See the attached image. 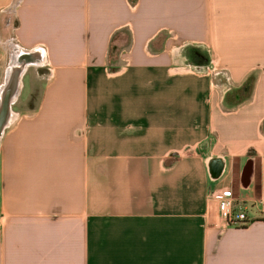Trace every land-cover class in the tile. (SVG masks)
Returning a JSON list of instances; mask_svg holds the SVG:
<instances>
[{
    "label": "crops",
    "instance_id": "crops-1",
    "mask_svg": "<svg viewBox=\"0 0 264 264\" xmlns=\"http://www.w3.org/2000/svg\"><path fill=\"white\" fill-rule=\"evenodd\" d=\"M9 49L41 89L0 141V264H264V0H0Z\"/></svg>",
    "mask_w": 264,
    "mask_h": 264
},
{
    "label": "built area",
    "instance_id": "built-area-1",
    "mask_svg": "<svg viewBox=\"0 0 264 264\" xmlns=\"http://www.w3.org/2000/svg\"><path fill=\"white\" fill-rule=\"evenodd\" d=\"M209 197L218 202L220 215L228 226L243 227L251 222L246 207L238 206L237 198L231 188H215L209 193Z\"/></svg>",
    "mask_w": 264,
    "mask_h": 264
},
{
    "label": "rangeland",
    "instance_id": "rangeland-1",
    "mask_svg": "<svg viewBox=\"0 0 264 264\" xmlns=\"http://www.w3.org/2000/svg\"><path fill=\"white\" fill-rule=\"evenodd\" d=\"M9 23L12 26L14 25V17L13 16H12V18H11V20H10ZM126 36H127V34L124 35V37H126ZM13 57H15L17 61H18V59H20V61H21L22 64L23 63L24 64H28V67L25 69V75L22 77L23 83H22V87H21L20 93L17 96V99L12 103V110L14 112H17V109L19 108V105H18V101L19 100H18V98H20L21 101L28 98V94H29V91H30V82H31L30 79H31V75L33 76V79H35V82H34L35 83V89L32 90L33 91V94L32 95H33L34 99H35V96H37L39 94V91L41 89L39 87V83H40V80H41V76H39V77L37 76L36 77V75L32 72L34 69H40V68L34 67L33 66L34 64H31L32 62L34 63L32 57H30L29 55L23 54V53H19L15 49H9L6 52H4V62H3V64H5L6 68L9 67V65H10ZM29 67H34V69L31 68L30 71H28ZM2 70H4V74H3L4 77L2 78V82H4L5 77L7 75V69L5 70L4 67L1 68L0 76L2 74ZM31 73H33V74H31ZM37 78L40 79V80H38ZM43 78L45 79L46 77H43Z\"/></svg>",
    "mask_w": 264,
    "mask_h": 264
},
{
    "label": "water",
    "instance_id": "water-1",
    "mask_svg": "<svg viewBox=\"0 0 264 264\" xmlns=\"http://www.w3.org/2000/svg\"><path fill=\"white\" fill-rule=\"evenodd\" d=\"M20 73V70H18V72L12 74L13 78H12V84L11 81L9 83V85H7V89L4 93V96L2 97V100L0 102V141L1 138L5 132V130L8 128V126L10 125V118L11 117V109H12V103L14 102V100H12V94L15 91V80H17L18 75ZM24 73V72H23ZM23 76V74H22ZM21 76V77H22ZM11 84V86H10ZM13 85V86H12ZM252 160H249L242 172V176H241V182H242V186L243 187H248L251 181V177H252Z\"/></svg>",
    "mask_w": 264,
    "mask_h": 264
},
{
    "label": "bare ground",
    "instance_id": "bare-ground-1",
    "mask_svg": "<svg viewBox=\"0 0 264 264\" xmlns=\"http://www.w3.org/2000/svg\"><path fill=\"white\" fill-rule=\"evenodd\" d=\"M27 67H28V64H24V63L22 64L21 61H20V59H18V61H17L16 58L13 57L10 65H9V67L7 69V75L5 77V80H4L3 84L0 86V102L2 100V97L4 96V93H5L6 89H7V85H9L10 81H11V84H12V78H13L12 74H14L15 72L17 73L18 70H20V73L18 75V78H17V80H15L16 81L15 82L16 85L14 87L15 88V91L12 94V100L15 101L17 99V96L20 93V90H21V87H22V83H23V80H22V77L23 76H22V74H23V72L25 74V69ZM11 84H10V86H11ZM15 115H16L15 112L11 109V117L12 118H10V122H11V120H13V118L15 117Z\"/></svg>",
    "mask_w": 264,
    "mask_h": 264
},
{
    "label": "trees",
    "instance_id": "trees-1",
    "mask_svg": "<svg viewBox=\"0 0 264 264\" xmlns=\"http://www.w3.org/2000/svg\"><path fill=\"white\" fill-rule=\"evenodd\" d=\"M113 54V51H111V55Z\"/></svg>",
    "mask_w": 264,
    "mask_h": 264
},
{
    "label": "flooded vegetation",
    "instance_id": "flooded-vegetation-1",
    "mask_svg": "<svg viewBox=\"0 0 264 264\" xmlns=\"http://www.w3.org/2000/svg\"><path fill=\"white\" fill-rule=\"evenodd\" d=\"M26 55H28V54H26ZM29 56H30V55H29ZM24 75H25V74H24ZM24 75H23V76H24ZM5 131H6V130H5Z\"/></svg>",
    "mask_w": 264,
    "mask_h": 264
}]
</instances>
